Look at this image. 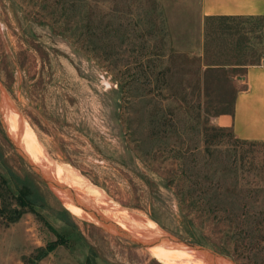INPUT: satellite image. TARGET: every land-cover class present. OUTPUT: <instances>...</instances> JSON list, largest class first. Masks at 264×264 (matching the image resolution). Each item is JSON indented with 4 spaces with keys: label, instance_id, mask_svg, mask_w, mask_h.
Returning a JSON list of instances; mask_svg holds the SVG:
<instances>
[{
    "label": "rangeland",
    "instance_id": "374dc122",
    "mask_svg": "<svg viewBox=\"0 0 264 264\" xmlns=\"http://www.w3.org/2000/svg\"><path fill=\"white\" fill-rule=\"evenodd\" d=\"M150 2L93 0L85 30L74 0H0L1 91L54 162L120 207L242 264L216 248L236 246L221 225L184 217L178 192L221 161L234 162L230 175L242 184H264V142L239 141L222 122L246 66L264 58V19H202L200 0H156L147 13ZM168 82L179 97L164 95ZM0 106V264H167L74 214L16 148Z\"/></svg>",
    "mask_w": 264,
    "mask_h": 264
},
{
    "label": "trees",
    "instance_id": "16d2710c",
    "mask_svg": "<svg viewBox=\"0 0 264 264\" xmlns=\"http://www.w3.org/2000/svg\"><path fill=\"white\" fill-rule=\"evenodd\" d=\"M77 2L76 15H81L86 21L84 24L85 30L91 24L89 22V16L93 12L92 8L88 10L87 6L93 0H74ZM98 4H102L107 0H94ZM111 1V0H110ZM149 9L154 11L156 9V0H149ZM63 11L67 10L66 2L62 3ZM117 13L119 9L115 7ZM160 14V13H159ZM222 18H237L246 16H213ZM209 17V18H213ZM249 18L264 19V16H248ZM83 23V22H82ZM208 50V49H207ZM156 57H161L162 54L156 52ZM171 58L175 59L180 56L179 52H171ZM238 55V54H236ZM226 64V63H225ZM216 67L212 66L209 69L213 70ZM162 77L168 74V69L160 70L158 72ZM169 92L164 94V83L161 88V93L166 97L178 96L180 89L176 85L167 83ZM189 105L183 100L181 106ZM235 101L232 111H226L227 114H232L234 111ZM165 122V121H163ZM166 123V122H165ZM233 134V131H231ZM239 141L249 143H259L260 141L245 140L238 138ZM224 166V167H223ZM236 169L234 162L218 164L214 174L206 176L202 180H191V184H188L187 188H183L178 192L179 208L184 214V217L193 222L192 217L197 214L201 219H207L213 223V225H221V231L226 239L231 240V243L235 242L236 246L234 251H231L228 246L216 247L220 248L223 252L232 254L242 262V264H264V184L256 183V188L251 187V184H242L238 177L233 178L230 175L231 169ZM224 170L225 173L222 176L216 178V174L219 171ZM248 171V169H247ZM204 180H206L204 182ZM248 186V187H247ZM233 188V189H232ZM238 188H241L240 191ZM246 191V192H244ZM0 198L2 202L6 201V193L0 191ZM21 205H25L28 201L21 199ZM1 211V210H0ZM22 211L14 212V215L10 216V221L18 219ZM243 245V246H240Z\"/></svg>",
    "mask_w": 264,
    "mask_h": 264
},
{
    "label": "bare ground",
    "instance_id": "6f19581e",
    "mask_svg": "<svg viewBox=\"0 0 264 264\" xmlns=\"http://www.w3.org/2000/svg\"><path fill=\"white\" fill-rule=\"evenodd\" d=\"M3 87L0 84V101L7 112V127L11 133V139L18 137V141L26 154L31 155V159L38 163L44 169L46 175H51L57 183H64L72 187L84 197L88 208L97 206V211L107 219L112 220L116 226L129 231L131 234H137L140 229L153 231L157 229V223L127 208L120 207L113 201L102 189L94 186L87 178L78 173L77 170L69 165H62L54 162L47 151L41 146L36 134L28 123L21 120V115L9 103L4 95ZM10 98V97H9ZM13 102V101H12ZM7 106V107H6ZM6 114V113H5ZM4 114V115H5ZM22 121V122H21ZM20 124V125H19ZM25 154V153H24ZM28 155V156H29ZM67 164V163H66ZM59 195L65 205L76 215L84 220L99 223L100 219L87 212L82 206L71 202L68 199L69 192L59 191ZM154 257L167 264H209L206 260L197 257L189 250L178 246H152L147 249Z\"/></svg>",
    "mask_w": 264,
    "mask_h": 264
},
{
    "label": "crops",
    "instance_id": "0c3cea01",
    "mask_svg": "<svg viewBox=\"0 0 264 264\" xmlns=\"http://www.w3.org/2000/svg\"><path fill=\"white\" fill-rule=\"evenodd\" d=\"M202 19L213 16H264V0H200ZM244 87L235 96L232 114L222 122L241 139L264 142V58L246 66Z\"/></svg>",
    "mask_w": 264,
    "mask_h": 264
},
{
    "label": "water",
    "instance_id": "95a60500",
    "mask_svg": "<svg viewBox=\"0 0 264 264\" xmlns=\"http://www.w3.org/2000/svg\"><path fill=\"white\" fill-rule=\"evenodd\" d=\"M2 85V83L0 82ZM3 86V85H2ZM4 95H8L6 90L3 91ZM6 95V96H7ZM5 96V97H6ZM9 96V95H8ZM7 96V97H8ZM9 98V97H8ZM7 98V99H8ZM9 100V99H8ZM10 101V100H9ZM1 106H0V112H1ZM2 114V113H1ZM11 138V136H9ZM13 143L15 144L16 148L24 155L28 163L39 173V175L43 178L45 183L57 194L59 195V191H65V193L69 192L68 199L71 202H74L80 206H82L87 212H91L90 214H93L97 218L100 219L99 225H101L103 228L108 230L109 232L116 233L124 238H126L129 241H133L134 243L144 247L149 248L152 246H159V245H165V246H178L184 249L189 250L191 253L195 254L197 257L202 258L206 260L209 264H239L235 259L232 257L225 255L223 253H220L212 248H208L206 246L197 244L193 241H190L186 238H183L175 233H172L170 231L165 230L162 226H160L157 223V229L153 231H146L145 229H140L137 234H131L129 231L120 228L119 226H116L115 223L104 217L100 212H98L97 206L88 208L85 204L84 197L81 196L79 192H76L72 187L68 186L64 183H57L55 178L51 175H46L44 169L40 167V165L36 162H34L30 156L23 153V149L20 145L16 144V140L12 139ZM60 196V195H59ZM147 218V217H146ZM150 219V218H149Z\"/></svg>",
    "mask_w": 264,
    "mask_h": 264
}]
</instances>
